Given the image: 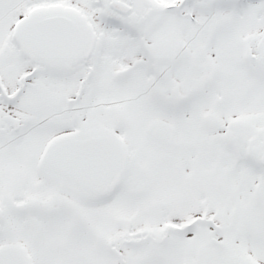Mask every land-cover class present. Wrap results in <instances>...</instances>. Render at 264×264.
I'll use <instances>...</instances> for the list:
<instances>
[{
	"label": "snow or ice",
	"instance_id": "1",
	"mask_svg": "<svg viewBox=\"0 0 264 264\" xmlns=\"http://www.w3.org/2000/svg\"><path fill=\"white\" fill-rule=\"evenodd\" d=\"M0 264H264V0H0Z\"/></svg>",
	"mask_w": 264,
	"mask_h": 264
}]
</instances>
